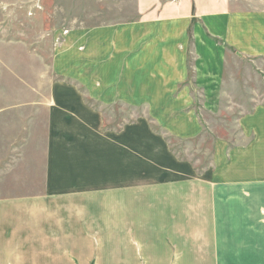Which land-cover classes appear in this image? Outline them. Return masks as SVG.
Listing matches in <instances>:
<instances>
[{
  "label": "crops",
  "instance_id": "0c3cea01",
  "mask_svg": "<svg viewBox=\"0 0 264 264\" xmlns=\"http://www.w3.org/2000/svg\"><path fill=\"white\" fill-rule=\"evenodd\" d=\"M71 35L52 64L41 194L0 202V264H86L95 213L128 228L135 190L217 181L223 168L199 175L170 140L202 135L199 116L217 112L229 53L264 60V10H232L230 0H179ZM258 113L245 128L255 131L246 124Z\"/></svg>",
  "mask_w": 264,
  "mask_h": 264
},
{
  "label": "rangeland",
  "instance_id": "374dc122",
  "mask_svg": "<svg viewBox=\"0 0 264 264\" xmlns=\"http://www.w3.org/2000/svg\"><path fill=\"white\" fill-rule=\"evenodd\" d=\"M176 1L0 0V202L41 194L52 64L68 37L125 26ZM230 7L264 10V0H230ZM219 95L217 112L199 116L202 135L170 140L199 175L223 168L219 179L135 190L128 228L116 214L95 213L86 264H264V60L229 53ZM255 110L251 131L243 120ZM228 178L243 184L218 182Z\"/></svg>",
  "mask_w": 264,
  "mask_h": 264
}]
</instances>
